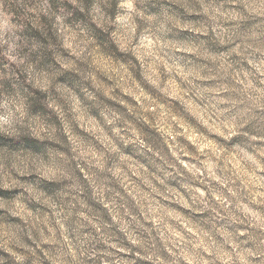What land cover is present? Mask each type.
Masks as SVG:
<instances>
[{
	"label": "clouds",
	"instance_id": "1",
	"mask_svg": "<svg viewBox=\"0 0 264 264\" xmlns=\"http://www.w3.org/2000/svg\"><path fill=\"white\" fill-rule=\"evenodd\" d=\"M0 264H264V0H0Z\"/></svg>",
	"mask_w": 264,
	"mask_h": 264
}]
</instances>
